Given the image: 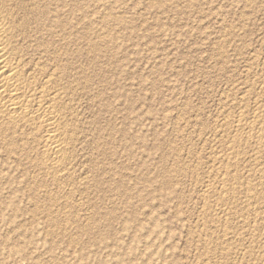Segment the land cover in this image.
I'll list each match as a JSON object with an SVG mask.
<instances>
[{
  "label": "rangeland",
  "instance_id": "rangeland-1",
  "mask_svg": "<svg viewBox=\"0 0 264 264\" xmlns=\"http://www.w3.org/2000/svg\"><path fill=\"white\" fill-rule=\"evenodd\" d=\"M77 7L74 147L0 137V264H264V0Z\"/></svg>",
  "mask_w": 264,
  "mask_h": 264
},
{
  "label": "bare ground",
  "instance_id": "bare-ground-1",
  "mask_svg": "<svg viewBox=\"0 0 264 264\" xmlns=\"http://www.w3.org/2000/svg\"><path fill=\"white\" fill-rule=\"evenodd\" d=\"M76 7L77 0H0V137L7 135L14 140L16 138L14 135L20 132L18 131L20 128H28L29 131L24 136L31 137L40 144L43 148L44 162L50 163L51 169L54 170L62 169L68 160L67 157L74 147L73 142L77 135L72 114L71 116L69 114L70 98L75 89L77 90L78 84L84 82L83 85H87L85 83L89 80L84 69L79 70L76 64L79 53L76 49L78 37L75 24L78 8ZM260 117L259 114L256 117L255 121L258 123L257 127L254 125L256 129H252L250 124L251 130H248L238 121L235 131L241 136L246 135L248 138L252 136L259 144L262 142L264 144V119ZM245 129L248 131L245 132ZM22 141L24 142V138ZM256 149L258 151V148ZM229 150L231 151L230 156L227 157L229 162H235L242 154L240 147L238 149L236 145ZM222 186L224 193L231 192L234 188L228 187L225 182ZM252 194L248 195V198H253Z\"/></svg>",
  "mask_w": 264,
  "mask_h": 264
}]
</instances>
